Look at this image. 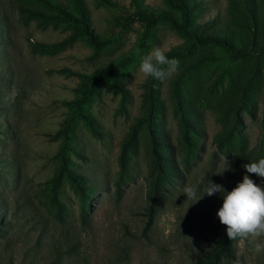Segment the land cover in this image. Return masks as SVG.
I'll use <instances>...</instances> for the list:
<instances>
[{
  "label": "rangeland",
  "instance_id": "1",
  "mask_svg": "<svg viewBox=\"0 0 264 264\" xmlns=\"http://www.w3.org/2000/svg\"><path fill=\"white\" fill-rule=\"evenodd\" d=\"M82 1L102 48L39 0H0V264H199L220 227L208 182L264 186L243 167L264 158V0H184L187 22L176 0ZM139 11L249 54L194 45L178 75L145 77L144 55L189 40L167 22L146 32ZM121 62L81 106L93 135L76 112L84 77ZM186 184L203 199L187 202ZM261 241L220 264H264Z\"/></svg>",
  "mask_w": 264,
  "mask_h": 264
},
{
  "label": "clouds",
  "instance_id": "2",
  "mask_svg": "<svg viewBox=\"0 0 264 264\" xmlns=\"http://www.w3.org/2000/svg\"><path fill=\"white\" fill-rule=\"evenodd\" d=\"M137 54L140 50L137 49ZM164 47L154 48L150 53L143 56L139 71L145 77H151L161 82L178 75L180 61L169 58ZM246 173L255 175L264 180V158L258 162L243 165ZM184 196L193 204L203 199L204 195L209 197L220 193L223 204L217 212V217L222 225L226 227V234L230 241L244 243L250 238L259 240L264 237V186L258 185L250 175H244L233 190L226 191L222 185L208 182L204 189V195H199L198 186L186 184L183 188ZM256 253L264 252V241L256 242L254 246ZM239 264V260L235 261Z\"/></svg>",
  "mask_w": 264,
  "mask_h": 264
},
{
  "label": "trees",
  "instance_id": "3",
  "mask_svg": "<svg viewBox=\"0 0 264 264\" xmlns=\"http://www.w3.org/2000/svg\"><path fill=\"white\" fill-rule=\"evenodd\" d=\"M41 1L47 8L54 10L58 13V18L65 22H68L75 26L78 34L84 36L86 40L95 46L96 48H102L107 43L100 41L97 36L94 34L90 25L87 22V10L82 0H72L75 9L77 11V15L74 16L68 12H65L60 5L54 3L51 0H39ZM176 7L183 13L185 21L187 22L189 19L190 8L185 3L184 0H176ZM136 19L139 23L143 25L146 32L152 30L160 22L169 23L175 30L179 31L189 40V46L186 48L185 52L177 53V54H168L169 58L179 59L187 54L190 49L194 45L205 46L208 44L216 45L225 50L229 57L234 60L242 59L246 57L249 53L245 51L235 50L231 44L227 41L217 39L215 37H200L189 30L185 25H180L174 18L165 15V14H156L151 11H139L135 14ZM259 53H264V43ZM125 63L121 62L118 65L114 66L110 70L103 71L98 75H91L84 77L86 80V90L83 91L82 97L79 102L76 103V112L84 121V123L88 126L93 135H97L96 127L94 126L92 120L83 115L81 113L82 104L86 103L90 96L95 92L98 84L105 80L106 78L112 77L117 74L123 67ZM161 173V171H160ZM75 184L76 190L80 194L81 202L84 203V189L82 184L77 181V179L72 180ZM226 191H229L227 189ZM223 204V198H221ZM238 241H230L226 234V227L220 223V227L216 231L215 242L211 245L206 252L205 256L202 258L199 264H220L222 259L229 258L232 256V246L234 243Z\"/></svg>",
  "mask_w": 264,
  "mask_h": 264
}]
</instances>
